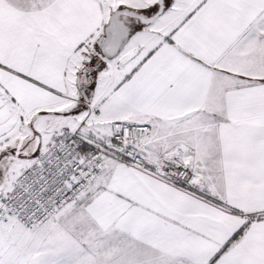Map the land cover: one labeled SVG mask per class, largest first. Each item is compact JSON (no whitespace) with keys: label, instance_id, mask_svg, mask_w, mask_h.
Returning <instances> with one entry per match:
<instances>
[{"label":"snow or ice","instance_id":"6c2138e0","mask_svg":"<svg viewBox=\"0 0 264 264\" xmlns=\"http://www.w3.org/2000/svg\"><path fill=\"white\" fill-rule=\"evenodd\" d=\"M0 264H264V0H0Z\"/></svg>","mask_w":264,"mask_h":264}]
</instances>
